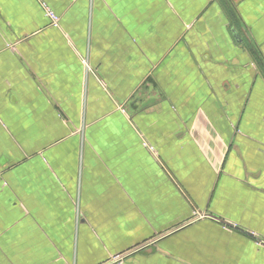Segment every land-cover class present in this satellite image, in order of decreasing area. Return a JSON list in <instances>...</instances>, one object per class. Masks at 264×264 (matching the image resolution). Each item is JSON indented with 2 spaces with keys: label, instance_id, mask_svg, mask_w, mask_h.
Segmentation results:
<instances>
[{
  "label": "crops",
  "instance_id": "0c3cea01",
  "mask_svg": "<svg viewBox=\"0 0 264 264\" xmlns=\"http://www.w3.org/2000/svg\"><path fill=\"white\" fill-rule=\"evenodd\" d=\"M0 264H264V0H0Z\"/></svg>",
  "mask_w": 264,
  "mask_h": 264
},
{
  "label": "built area",
  "instance_id": "2783aa9c",
  "mask_svg": "<svg viewBox=\"0 0 264 264\" xmlns=\"http://www.w3.org/2000/svg\"><path fill=\"white\" fill-rule=\"evenodd\" d=\"M45 11H46V15L49 16L52 19V24L55 26L59 25V16L57 14H55V12L52 11V9H50L49 6H47L46 3H42ZM124 260V255L123 254H118L115 255L112 259H111V263H120L121 261Z\"/></svg>",
  "mask_w": 264,
  "mask_h": 264
}]
</instances>
